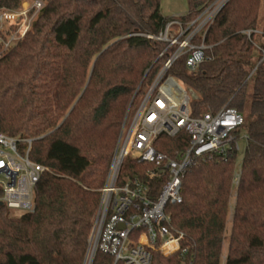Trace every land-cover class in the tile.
Masks as SVG:
<instances>
[{
  "label": "trees",
  "instance_id": "1",
  "mask_svg": "<svg viewBox=\"0 0 264 264\" xmlns=\"http://www.w3.org/2000/svg\"><path fill=\"white\" fill-rule=\"evenodd\" d=\"M24 1L33 0H0V10ZM44 1L31 30L0 58V133L16 138L20 151L32 140L30 159L49 168L35 188L32 212L0 207V264H83L130 103L165 61L158 56L166 44L144 35L159 34L169 20H195L214 0H188L185 15L169 18L160 0ZM205 44L196 74L186 58L169 73L194 92L193 117L224 106L247 114L245 152L239 171L237 152L188 170L182 203L167 208L184 234L185 252L156 253L152 264H264V0L228 1ZM189 142L181 131L159 137L155 148L176 159ZM142 171L128 160L123 176L142 177ZM153 185L159 192L162 184ZM94 264H113V258L100 252Z\"/></svg>",
  "mask_w": 264,
  "mask_h": 264
},
{
  "label": "built area",
  "instance_id": "2",
  "mask_svg": "<svg viewBox=\"0 0 264 264\" xmlns=\"http://www.w3.org/2000/svg\"><path fill=\"white\" fill-rule=\"evenodd\" d=\"M228 1L214 0L195 20H169L159 34L144 35L166 44L158 56L165 61L144 94L135 97L128 108L99 190V207L83 264H93L100 252L112 257L113 264H152L156 253L170 257L185 252L184 234L174 228L167 208L182 203L186 173L200 160L226 159L238 153L239 141H247L244 116L235 108L224 106L193 117L190 104L194 92L169 73L183 58L190 73L199 71L209 48L206 34ZM25 3L28 6L23 7ZM25 3L15 10H0V58L26 36L44 7L42 0ZM245 34L251 36V31ZM181 131L188 133L190 142L176 159L156 150L159 137H175ZM24 142L27 145L20 151L16 138L0 133V201L21 213L34 210L35 188L49 171L30 159L32 140ZM128 160L143 166L142 177L123 176ZM239 178L237 173L235 183ZM152 183L162 184L159 192Z\"/></svg>",
  "mask_w": 264,
  "mask_h": 264
},
{
  "label": "rangeland",
  "instance_id": "3",
  "mask_svg": "<svg viewBox=\"0 0 264 264\" xmlns=\"http://www.w3.org/2000/svg\"><path fill=\"white\" fill-rule=\"evenodd\" d=\"M42 1L45 4V1L44 0H42ZM24 3H25V1L22 3V5ZM22 5H21V7H22ZM25 6H28V3H25L23 7H25ZM188 8H189L188 0H160V12H161V14L164 17H168L169 18V17H178V16L185 15L188 12ZM258 31L259 32L261 31V24L258 26ZM257 44H258V39H256V45ZM91 70H92V68L90 66V69L88 70V75H89V71H91ZM206 111H211V110L209 108H204L203 109V113L206 112ZM244 119H245V122H246L247 114L244 115ZM244 132H245V128H244ZM245 147H246V142L244 140H240L239 141V148H240V150L238 152V158H237V168H238V171H239V168H240L241 161L243 159V155H244V152H245ZM234 195H235V192H234V194L232 196V199H231L230 214H229V217H228V220H227V225H226V242L224 244L223 259H225V257H226L227 240H228V237H229V234H230V231H231L232 211H233V204H234ZM14 214L15 215H20L21 212H14ZM93 264H94V262H93Z\"/></svg>",
  "mask_w": 264,
  "mask_h": 264
},
{
  "label": "water",
  "instance_id": "4",
  "mask_svg": "<svg viewBox=\"0 0 264 264\" xmlns=\"http://www.w3.org/2000/svg\"><path fill=\"white\" fill-rule=\"evenodd\" d=\"M136 97V95L134 96V98ZM134 98L132 99V101H131V103H130V106H129V108L132 106V104H133V101H134ZM3 206V203L0 201V207H2Z\"/></svg>",
  "mask_w": 264,
  "mask_h": 264
}]
</instances>
